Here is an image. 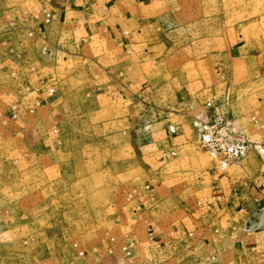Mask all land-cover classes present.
I'll return each mask as SVG.
<instances>
[{"label": "crops", "instance_id": "crops-1", "mask_svg": "<svg viewBox=\"0 0 264 264\" xmlns=\"http://www.w3.org/2000/svg\"><path fill=\"white\" fill-rule=\"evenodd\" d=\"M44 11L52 16L47 24ZM235 11L224 0L209 14L191 0H0L1 14L26 21L35 53L51 70L33 78L2 66L1 118L25 129L49 107L56 120L112 102L122 109L115 133L95 143H58L81 145L86 176L130 177L118 189L131 218L124 244L139 264H264V85L257 87L264 83V38L261 46L251 36L225 42ZM186 66L195 71L192 94ZM167 76L181 86L178 101L150 105L147 99L171 88ZM33 102L39 107L30 112ZM217 116L251 146L226 175L198 147L196 126ZM209 197L221 200L209 209L197 205Z\"/></svg>", "mask_w": 264, "mask_h": 264}, {"label": "rangeland", "instance_id": "rangeland-1", "mask_svg": "<svg viewBox=\"0 0 264 264\" xmlns=\"http://www.w3.org/2000/svg\"><path fill=\"white\" fill-rule=\"evenodd\" d=\"M221 1L191 0L207 14L214 13ZM224 1L233 2L236 10L233 20L226 22L225 42L232 45L240 36L244 41L251 36L259 46L264 38V0ZM25 23L17 13H0V68L4 66L16 76L48 75L51 70L43 66L47 58L35 53ZM184 71L187 93L192 94L196 76L190 75L195 71L189 66ZM176 78H167L171 88L165 94L150 99L144 96L139 101L146 98L150 105L166 100L176 103L181 89ZM263 85L261 81L257 87ZM5 101L7 97L0 91V104ZM107 105L100 112L88 110L68 118L64 112L57 120L49 107L37 126L25 129L10 122L3 124L0 119V264L128 263L120 248L126 246L130 233L126 222L131 218L118 188L130 177L114 178L107 172L86 176L77 153L81 145L58 143L63 137L95 143L104 133H115L118 123L114 122L123 111L111 106L113 102ZM96 106L90 104L89 109ZM71 148L73 151L67 153ZM137 155L141 165L142 151ZM71 250L74 257L70 258ZM80 251L83 259L77 256Z\"/></svg>", "mask_w": 264, "mask_h": 264}, {"label": "built area", "instance_id": "built-area-1", "mask_svg": "<svg viewBox=\"0 0 264 264\" xmlns=\"http://www.w3.org/2000/svg\"><path fill=\"white\" fill-rule=\"evenodd\" d=\"M51 19V14L44 11L43 22L47 24ZM52 92L53 90H49V95H51ZM35 107H39V102H33V106L29 108V111L32 112ZM206 107L210 108L211 102H207ZM11 110L15 112L17 108L12 106ZM1 116L2 115H0V119L3 124L9 122L8 119L1 118ZM196 130L198 145L200 149L206 153L213 165V169L217 173L226 175L233 166L242 165L251 147L250 142L240 130L232 126L230 121L217 116L208 123H199L196 126ZM168 132L174 133V128L169 127ZM166 155L165 152L162 153L164 158ZM169 155L174 156L175 153L170 152ZM220 200L221 197L204 198L199 201L197 205L209 209L214 202H220ZM262 210H264V207ZM120 252L124 258L128 260L127 264H139L137 258L133 256L131 247L122 246ZM108 253H111V251ZM77 256L82 258L84 257V253L80 251L77 253Z\"/></svg>", "mask_w": 264, "mask_h": 264}]
</instances>
